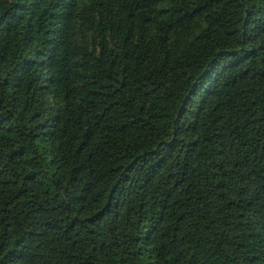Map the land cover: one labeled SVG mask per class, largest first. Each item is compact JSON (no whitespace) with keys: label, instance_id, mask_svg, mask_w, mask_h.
<instances>
[{"label":"trees","instance_id":"1","mask_svg":"<svg viewBox=\"0 0 264 264\" xmlns=\"http://www.w3.org/2000/svg\"><path fill=\"white\" fill-rule=\"evenodd\" d=\"M0 264H264V0H0Z\"/></svg>","mask_w":264,"mask_h":264}]
</instances>
